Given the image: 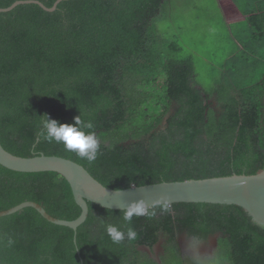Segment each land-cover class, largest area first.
Listing matches in <instances>:
<instances>
[{"label": "trees", "instance_id": "1", "mask_svg": "<svg viewBox=\"0 0 264 264\" xmlns=\"http://www.w3.org/2000/svg\"><path fill=\"white\" fill-rule=\"evenodd\" d=\"M39 1L52 7L57 0ZM236 1L247 25L234 34L236 50L211 89L199 84L179 39L160 32L166 0H66L55 11L20 4L0 12L2 145L23 157L69 158L113 189L256 173L264 167V0ZM44 115L91 120L96 160L42 140ZM28 200L62 219L81 213L57 172L0 164V211ZM89 206L77 243L72 228L33 207L1 216L0 264H187L178 243L184 231L201 240L219 233L214 257L222 264H264V227L236 205L174 203L152 219L134 216L137 240L119 244L105 229L124 226L122 210ZM161 240L159 261L141 249L153 251Z\"/></svg>", "mask_w": 264, "mask_h": 264}, {"label": "water", "instance_id": "2", "mask_svg": "<svg viewBox=\"0 0 264 264\" xmlns=\"http://www.w3.org/2000/svg\"><path fill=\"white\" fill-rule=\"evenodd\" d=\"M66 0H57L52 7L39 0H17L8 7H0V12H8L20 4H38L47 11H55L58 5ZM0 164L20 172H57L71 186L76 203L81 208L80 215L67 220L53 216L40 203L24 201L9 209L1 210L0 217L13 214L23 208H35L48 221L67 226L75 231L74 241L77 243V229L88 218L89 202L104 208L122 210L129 202L144 198L149 202L160 196H169L174 203H210L236 205L242 207L252 220L264 227V167L254 174H231L206 178L160 181L145 185H132L119 189L123 193L116 195L113 189L97 180L83 165L57 155H35L23 157L11 153L0 141ZM246 183L241 185L240 181ZM148 248V247H147ZM150 249V248H149ZM80 254V251L78 250Z\"/></svg>", "mask_w": 264, "mask_h": 264}, {"label": "rangeland", "instance_id": "3", "mask_svg": "<svg viewBox=\"0 0 264 264\" xmlns=\"http://www.w3.org/2000/svg\"><path fill=\"white\" fill-rule=\"evenodd\" d=\"M226 0H166L162 11V18L158 21V28L164 36L171 39L176 37L183 48L184 55H192L195 60L196 78L206 89H211L219 80L220 66L229 57V28L232 33L247 25L241 6L234 5L236 17L229 23V15L226 17L219 11ZM232 5V4H231ZM236 46L234 45V50ZM234 52V51H233ZM219 233L211 235L210 241L203 248L195 243L194 236L184 231L178 236L181 254L187 264H222L219 255L210 258ZM164 240H161L153 253L147 247H141L156 260H160L163 253ZM200 255L209 258L200 259Z\"/></svg>", "mask_w": 264, "mask_h": 264}, {"label": "clouds", "instance_id": "4", "mask_svg": "<svg viewBox=\"0 0 264 264\" xmlns=\"http://www.w3.org/2000/svg\"><path fill=\"white\" fill-rule=\"evenodd\" d=\"M94 124L91 120L85 121L81 115L74 118V123H60L59 121L44 115L39 122V137L49 143L55 141L62 143L67 152H74L79 158L86 159L89 163L96 160L100 144L96 137V133L92 131ZM38 155V154H37ZM245 180H241L240 184H245ZM116 195L123 193L122 190H116ZM172 199L169 196H160L151 202L140 198L129 202L122 209L124 226L106 225V233L111 241L119 244L125 239L129 242L136 241L138 233L134 227L130 225L133 217H147L152 219L161 213L171 211ZM15 241L9 237L7 245L11 246Z\"/></svg>", "mask_w": 264, "mask_h": 264}, {"label": "crops", "instance_id": "5", "mask_svg": "<svg viewBox=\"0 0 264 264\" xmlns=\"http://www.w3.org/2000/svg\"><path fill=\"white\" fill-rule=\"evenodd\" d=\"M232 4V5H231ZM234 5H238V2L236 1V0H226V2H224V4H221L219 7H223V10H220L219 12L221 13V14H224V16L226 17L227 15H229V23L230 22H233L234 21V19H235V17H236V13H235V10L233 11L232 10V8L234 9L235 8V6ZM234 18V19H233ZM229 44H231V47H230V49H229V54H233L234 52L233 51H235L236 50V48H235V50H234V45H235V43H234V33H232V30H231V27L229 28ZM236 46V45H235ZM238 47V46H237ZM217 83V82H216ZM199 84L201 85V83L199 82ZM207 241H210L209 239H207V240H201V239H198L197 238V240H195V243H197V244H199L200 246H201V249H203V250H201V252H203V253H206L207 252V250L206 249H204L203 247L204 246H206L207 244H205V243H208ZM160 243V242H159ZM159 243L157 244V245H159ZM156 245V246H157ZM156 246H155V248H156ZM216 248H217V239H216V243H215V246H214V249L211 251V256H209L210 258H213L214 257V254H215V251H216ZM150 250V249H149ZM155 250V249H154ZM153 250V251H154ZM153 251H151L152 253H153ZM208 256H205V255H200L199 256V258L200 259H206V258H209ZM159 261V260H158Z\"/></svg>", "mask_w": 264, "mask_h": 264}, {"label": "flooded vegetation", "instance_id": "6", "mask_svg": "<svg viewBox=\"0 0 264 264\" xmlns=\"http://www.w3.org/2000/svg\"><path fill=\"white\" fill-rule=\"evenodd\" d=\"M195 237V236H194ZM197 239V237H195ZM199 239V238H198Z\"/></svg>", "mask_w": 264, "mask_h": 264}]
</instances>
